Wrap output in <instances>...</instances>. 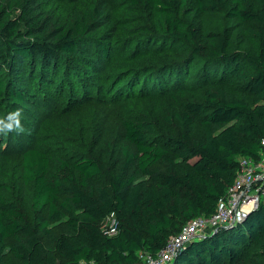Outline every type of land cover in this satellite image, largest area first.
<instances>
[{
    "label": "trees",
    "instance_id": "16d2710c",
    "mask_svg": "<svg viewBox=\"0 0 264 264\" xmlns=\"http://www.w3.org/2000/svg\"><path fill=\"white\" fill-rule=\"evenodd\" d=\"M126 1L152 14L161 31L157 41L177 46L186 61L194 57L204 64L206 76L194 75L200 95L180 100L182 133L167 145L157 144L150 139L156 131L153 121L125 117L118 138L122 160L114 170L104 167L99 156L72 160L40 146L26 149L23 186L34 185L33 206L40 215L32 223L0 183V264H139L141 252L157 256L187 222L216 211L236 180L242 156L260 157L264 0ZM15 9L19 13L13 16ZM209 12L246 23L249 47H234L229 28L203 33L199 20ZM97 30L96 20L78 16L56 26L37 0H0V64L16 76L24 61L32 83L40 72L49 87L55 80L51 75L65 64L69 70L59 79L64 83L86 62L77 53ZM101 49L102 56L110 55L104 42ZM1 74L0 99L8 95L15 108H26L24 91ZM236 81L245 95L232 90ZM183 82L177 77L164 87L184 99L189 89ZM196 121L202 125L200 136L188 132ZM84 133L90 135V129ZM113 212L118 233L109 236L101 224ZM7 249L15 263L7 260ZM263 253L264 204L232 228L194 238L168 264H264Z\"/></svg>",
    "mask_w": 264,
    "mask_h": 264
},
{
    "label": "rangeland",
    "instance_id": "374dc122",
    "mask_svg": "<svg viewBox=\"0 0 264 264\" xmlns=\"http://www.w3.org/2000/svg\"><path fill=\"white\" fill-rule=\"evenodd\" d=\"M37 1L56 26L78 16L96 20L98 30L93 41L81 43L77 54L86 62L69 72L64 83L59 79L69 70L65 64L51 75L55 78L52 87L39 79L40 72L36 73L38 80L32 83L30 67L24 61L19 63L16 76H11L7 66L0 64L5 82L14 79L27 97L26 108H15L8 95L0 99V120L19 110L23 128L6 135L0 133V183L4 194L21 206L32 223L40 214L33 206L34 185L23 186L22 155L26 149L40 146L72 160L99 156L104 167L118 169L122 160L118 141L121 121L125 117L153 121L156 131L150 135L151 141L167 145L171 137L182 133L178 120L182 112L180 100L200 95L201 85L194 75L206 76L201 61L194 57L186 61L187 55L180 53L177 46L157 41L161 31L152 14L142 6L126 0ZM99 12L102 15L97 17ZM18 13L15 9L13 16ZM199 22L203 33L229 28L234 47H249L247 24L239 19L209 12ZM103 42L109 48L107 57L102 56ZM177 77L189 89L184 99L164 87ZM232 90L239 96L247 93L240 81L232 85ZM87 128L88 136L84 133ZM188 132L192 136L202 135L200 121L194 122ZM159 169L162 171L163 167L160 165ZM99 179L106 180L104 176ZM8 251L7 260L15 263Z\"/></svg>",
    "mask_w": 264,
    "mask_h": 264
},
{
    "label": "built area",
    "instance_id": "2783aa9c",
    "mask_svg": "<svg viewBox=\"0 0 264 264\" xmlns=\"http://www.w3.org/2000/svg\"><path fill=\"white\" fill-rule=\"evenodd\" d=\"M261 145L260 157L240 158L236 180L226 195L219 199L212 215L198 216L187 222L177 235L171 237L167 246L157 256L141 252L142 261L139 264H168L194 238L206 235L210 229L225 225L236 226L264 204V138ZM101 228L109 236L118 233V220L114 212L102 221Z\"/></svg>",
    "mask_w": 264,
    "mask_h": 264
},
{
    "label": "clouds",
    "instance_id": "9594fccd",
    "mask_svg": "<svg viewBox=\"0 0 264 264\" xmlns=\"http://www.w3.org/2000/svg\"><path fill=\"white\" fill-rule=\"evenodd\" d=\"M21 112L19 110L8 115L6 120H0V133L8 134L13 131H23L20 122Z\"/></svg>",
    "mask_w": 264,
    "mask_h": 264
},
{
    "label": "water",
    "instance_id": "95a60500",
    "mask_svg": "<svg viewBox=\"0 0 264 264\" xmlns=\"http://www.w3.org/2000/svg\"><path fill=\"white\" fill-rule=\"evenodd\" d=\"M235 225V224H234ZM234 225H225V226H222L223 228H230V227H232V226H234ZM222 227H220V228H222ZM220 228H217V229H210V232H209V234L210 233H215L216 231H218Z\"/></svg>",
    "mask_w": 264,
    "mask_h": 264
}]
</instances>
